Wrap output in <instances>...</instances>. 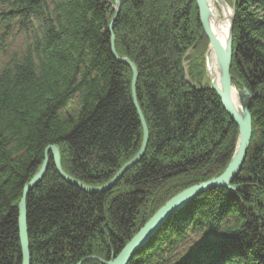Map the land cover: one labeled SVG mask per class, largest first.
I'll list each match as a JSON object with an SVG mask.
<instances>
[{
	"label": "trees",
	"instance_id": "16d2710c",
	"mask_svg": "<svg viewBox=\"0 0 264 264\" xmlns=\"http://www.w3.org/2000/svg\"><path fill=\"white\" fill-rule=\"evenodd\" d=\"M115 51L138 70L149 131L142 160L109 191L63 180L52 154L26 201L31 264H109L173 197L221 176L239 129L209 89L210 43L195 0H120ZM234 11L232 85L246 90L253 133L232 186L174 214L129 264H264V0ZM115 0H0V264L22 263L19 204L49 147L84 186L108 185L144 131L132 69L112 54ZM24 47L8 54L10 36ZM8 59V60H7Z\"/></svg>",
	"mask_w": 264,
	"mask_h": 264
},
{
	"label": "water",
	"instance_id": "95a60500",
	"mask_svg": "<svg viewBox=\"0 0 264 264\" xmlns=\"http://www.w3.org/2000/svg\"><path fill=\"white\" fill-rule=\"evenodd\" d=\"M220 5L228 6L224 0H218ZM196 7L198 10V16L200 25L203 28L204 34L210 43V49H213L215 57L218 61V66L220 69L219 82L221 87H218L213 81L210 82L209 89L217 94L219 97L223 109L230 116L232 121L239 129V139L237 143V149L235 155L225 170V172L209 182L202 183L191 187L182 193L178 194L170 201H168L139 231V233L127 244V246L122 250V252L109 264H129L133 257L138 251L145 248L146 245L155 237L171 216L181 211L184 207L190 204L200 195L208 192L211 189H227L233 192L240 191L245 192L244 187L232 186L236 177L240 174L243 164L247 157V152L250 146L253 133L252 116L249 111V102L253 98L246 90L237 91L232 85L231 77V67L233 59V24H234V11L231 9L230 18V30H229V43L223 46L222 43L214 35L211 28V11L207 0H195ZM120 0H115L114 12L115 17L110 20L108 29L111 34V48L113 56L121 63L128 65L132 69L133 79H132V91L133 100L140 121L143 126L144 139L142 148L138 156L124 168H122L116 177L106 186L99 189H92L84 186L79 181H76L66 175L63 171L60 161L59 149L56 146L49 147L46 151L45 161L35 177V179L25 188L22 199L19 204V224L21 230V240H22V263L21 264H31L30 255V245L27 230V213H26V201L29 193L33 188H35L44 178L48 167L49 158L48 155L52 154V160L59 176L68 182L69 184L76 186L80 190L89 194H99L111 190L124 174L139 163L145 155L148 142H149V131L144 120L143 114L138 106L136 97V85L138 81V70L132 62L128 59H120L115 51V38L113 35V23L120 12ZM234 93L238 94L239 102L241 103V114L237 111L234 105Z\"/></svg>",
	"mask_w": 264,
	"mask_h": 264
},
{
	"label": "bare ground",
	"instance_id": "6f19581e",
	"mask_svg": "<svg viewBox=\"0 0 264 264\" xmlns=\"http://www.w3.org/2000/svg\"><path fill=\"white\" fill-rule=\"evenodd\" d=\"M210 11H211V28L214 35L222 43L223 46L229 43V30H230V18L231 9L229 6L220 5L218 0H207ZM207 71L208 75L211 77L210 81H213L221 87L219 82L220 69L218 66V61L215 57L213 49H210L207 55ZM234 105L237 111L241 114V103L239 102V97L237 93H234Z\"/></svg>",
	"mask_w": 264,
	"mask_h": 264
},
{
	"label": "rangeland",
	"instance_id": "374dc122",
	"mask_svg": "<svg viewBox=\"0 0 264 264\" xmlns=\"http://www.w3.org/2000/svg\"><path fill=\"white\" fill-rule=\"evenodd\" d=\"M225 2H226V0H224ZM227 4V3H226ZM228 5V4H227ZM0 42H1V38H0ZM7 44H8V54L10 55V54H14V53H16V52H18V51H20L23 47H24V45H25V39H23V37L22 36H20V35H12V37L10 36V41H8L7 42ZM8 60V59H7ZM205 60H206V66H207V56L205 57ZM7 61H6V59L4 58V56H2L1 55V53H0V69L1 68H3V65L6 63ZM209 78H211L210 76H209ZM211 82V81H210ZM177 196V195H176ZM174 198V197H173ZM170 201V200H169ZM143 228V227H142ZM141 228V229H142ZM140 229V230H141ZM139 230V231H140ZM139 231H138V233H139ZM137 233V234H138ZM112 262V261H111ZM110 262V263H111Z\"/></svg>",
	"mask_w": 264,
	"mask_h": 264
}]
</instances>
